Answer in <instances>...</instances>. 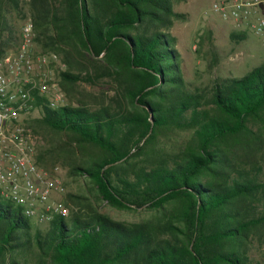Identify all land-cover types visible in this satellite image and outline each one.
<instances>
[{
    "label": "trees",
    "instance_id": "16d2710c",
    "mask_svg": "<svg viewBox=\"0 0 264 264\" xmlns=\"http://www.w3.org/2000/svg\"><path fill=\"white\" fill-rule=\"evenodd\" d=\"M177 1L28 0L27 13L22 0H0V59L21 40L12 6L66 67V104L33 93L53 141L36 163L51 158L87 189L65 195L72 225L55 217L47 229L0 194V264H264V64L217 77L209 93L190 89L171 33L187 19ZM93 74L115 83L108 103L80 91ZM174 131L194 139L168 152ZM103 203L152 215L129 223Z\"/></svg>",
    "mask_w": 264,
    "mask_h": 264
},
{
    "label": "rangeland",
    "instance_id": "374dc122",
    "mask_svg": "<svg viewBox=\"0 0 264 264\" xmlns=\"http://www.w3.org/2000/svg\"><path fill=\"white\" fill-rule=\"evenodd\" d=\"M27 1L22 0V5L24 12L29 13ZM216 1L218 0H178L175 4V10L185 13L187 19L176 21L171 29L172 35L177 38L180 65L188 87L192 90L195 88L207 90L208 93L217 77L241 78L252 69L264 64V39L249 28L243 29L246 36L244 39H232L231 34L236 32L235 25L223 20L213 10V4ZM6 16L9 23L18 28V31L15 30V32H21L27 18H19L12 6H8L6 9ZM16 50L17 48L15 49L14 46L10 47L11 52ZM34 50L38 54L41 53L37 46L34 47ZM100 60L102 59L100 58ZM65 69L66 67L61 60L59 63H52L44 69L49 78L48 95L51 98L60 99L57 101L60 105L67 103L58 85L60 72ZM38 73L41 76L43 72L38 71ZM79 89L83 94L93 96L106 103L115 95V83L103 74L100 75L99 79L94 76L93 83H81ZM40 116L41 111L35 109L33 112L24 115L20 121L25 131L30 128L38 132L37 134L28 133L26 135L34 148V157L45 153L53 142L51 136L38 127L36 119ZM193 139V131H174L167 139L163 140V148L168 152H173L188 146ZM137 162L140 161L137 160ZM39 167L46 170H51L54 167L60 168V176L66 193L57 196L59 199L65 201V195L70 192L84 193L87 191L83 180L72 181L67 176V170L60 163L53 164L51 158H45ZM14 207L17 209L16 206ZM100 210L114 219L129 223L138 222L152 215V212L145 208L137 212H121L111 209L105 203L101 204ZM29 221L34 228L47 229L49 226V224L41 225L33 218ZM67 222L72 225L71 216L67 218Z\"/></svg>",
    "mask_w": 264,
    "mask_h": 264
},
{
    "label": "built area",
    "instance_id": "2783aa9c",
    "mask_svg": "<svg viewBox=\"0 0 264 264\" xmlns=\"http://www.w3.org/2000/svg\"><path fill=\"white\" fill-rule=\"evenodd\" d=\"M213 10L235 29H251L264 39V0H218ZM34 24L27 19L15 52L0 59V194L21 208L37 223L49 224L55 217L68 218L70 209L64 200L66 189L60 168H40L34 148L27 139L21 118L35 109L34 92L58 106L60 99L49 97V78L44 71L59 63L56 53H36ZM42 71V75L38 73Z\"/></svg>",
    "mask_w": 264,
    "mask_h": 264
},
{
    "label": "crops",
    "instance_id": "0c3cea01",
    "mask_svg": "<svg viewBox=\"0 0 264 264\" xmlns=\"http://www.w3.org/2000/svg\"><path fill=\"white\" fill-rule=\"evenodd\" d=\"M235 30H236V32L239 33V34H244V32L241 31V30H237V29H235Z\"/></svg>",
    "mask_w": 264,
    "mask_h": 264
}]
</instances>
